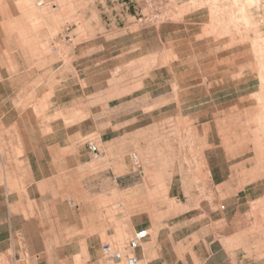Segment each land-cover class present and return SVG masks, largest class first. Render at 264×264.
I'll list each match as a JSON object with an SVG mask.
<instances>
[{
  "label": "rangeland",
  "instance_id": "1",
  "mask_svg": "<svg viewBox=\"0 0 264 264\" xmlns=\"http://www.w3.org/2000/svg\"><path fill=\"white\" fill-rule=\"evenodd\" d=\"M263 50L264 0H0V188L20 227L0 228V264H81L143 226L203 224L215 264H264V203L246 204L264 174ZM21 114L64 127L46 141L56 228H21L32 202L13 151L35 139ZM208 159L230 182L210 183ZM70 200L85 228H64ZM241 203L263 215L230 241L222 219Z\"/></svg>",
  "mask_w": 264,
  "mask_h": 264
},
{
  "label": "crops",
  "instance_id": "2",
  "mask_svg": "<svg viewBox=\"0 0 264 264\" xmlns=\"http://www.w3.org/2000/svg\"><path fill=\"white\" fill-rule=\"evenodd\" d=\"M8 117L7 113L0 115V122H4ZM15 126L21 129L20 136H32L31 143H26L22 149L13 151L15 155V163L17 168L25 169V175L28 177L23 183L26 185L27 201L32 202L30 209L23 208L19 211L18 216L21 217V228H56L55 219L57 216L55 196L51 197L54 191L51 187L55 172H46L48 168H53L56 160V143H46V141L53 139L56 133L64 132L58 127H51L50 131L44 130L38 119L30 118L25 122L23 115L21 119L14 121ZM53 135V136H52ZM59 149V147H58ZM19 154V155H18ZM208 159V164L211 174V184L219 185L226 184L229 179L219 181L216 176L217 167L212 165ZM7 165L1 160V168H6ZM14 167V166H13ZM232 180V178H231ZM251 185L246 184L245 189ZM3 190V191H2ZM248 198L246 204L259 201V206L264 203V174L259 176V195H253V190L250 188L246 193ZM27 197V198H26ZM21 198L20 200H22ZM46 201V203H44ZM9 193L7 185L0 188V228H20L12 222L13 215L8 206ZM24 202V201H23ZM35 204V208H34ZM66 212L68 223L64 228H71L72 218L78 222L79 227L85 228L81 221L82 212L79 214L73 211L72 200L66 204ZM240 208L231 210L229 214L223 217V228L221 232L224 238H229L232 241L234 236L239 234L241 240L243 236L249 233L251 228H259V217L263 215V210H244L241 203ZM25 207V206H24ZM75 209H79L76 208ZM4 213H9L4 216ZM3 214V215H2ZM17 215V213H16ZM9 218V223H5V219ZM71 218V219H70ZM66 220V219H65ZM183 227V226H182ZM168 228V226L161 228H153L151 225L143 226L139 229H147L148 237L143 244V247L137 251L142 264H215L213 259L216 244L215 228H210L209 225H202L199 228ZM264 228V226H262ZM114 234H111V236ZM101 249V248H100ZM101 253V251H100ZM22 264H67V259L63 258H45L38 257L35 260H24ZM81 264H111L104 260L102 253L100 257L88 254ZM121 264V262L115 263Z\"/></svg>",
  "mask_w": 264,
  "mask_h": 264
},
{
  "label": "built area",
  "instance_id": "3",
  "mask_svg": "<svg viewBox=\"0 0 264 264\" xmlns=\"http://www.w3.org/2000/svg\"><path fill=\"white\" fill-rule=\"evenodd\" d=\"M90 152L97 157L99 155L97 145H91ZM148 235V230L142 228L135 230L128 242L121 247H116L111 242H105L101 246L102 257L109 263L140 264L141 259L137 251L143 247Z\"/></svg>",
  "mask_w": 264,
  "mask_h": 264
},
{
  "label": "bare ground",
  "instance_id": "4",
  "mask_svg": "<svg viewBox=\"0 0 264 264\" xmlns=\"http://www.w3.org/2000/svg\"><path fill=\"white\" fill-rule=\"evenodd\" d=\"M229 23H230V21H229ZM263 49V48H262ZM261 49V50H262ZM264 51V50H263ZM261 53H262V51H261ZM261 55H263V53L261 54ZM264 56V55H263ZM263 56H261V57H263ZM263 59H264V57H263ZM262 59V60H263ZM262 63V62H261ZM261 94V93H260ZM264 101V100H263ZM256 145L259 147V140H258V138H257V140H256ZM257 146H256V148H257ZM123 237V236H122Z\"/></svg>",
  "mask_w": 264,
  "mask_h": 264
}]
</instances>
